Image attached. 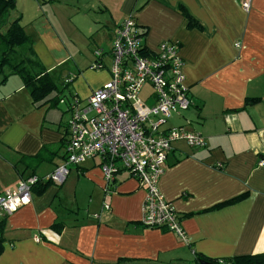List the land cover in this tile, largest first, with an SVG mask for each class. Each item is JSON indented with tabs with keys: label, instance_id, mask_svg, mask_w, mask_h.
<instances>
[{
	"label": "crops",
	"instance_id": "1",
	"mask_svg": "<svg viewBox=\"0 0 264 264\" xmlns=\"http://www.w3.org/2000/svg\"><path fill=\"white\" fill-rule=\"evenodd\" d=\"M130 16L147 50L179 44L191 106L167 127L199 133L206 143L173 142L158 184L186 240L143 227L138 182L121 173L106 192L98 161L88 160L61 186L32 191L29 204L0 221V264H198L199 256H264V0H15L6 23L20 19L33 58L56 86L60 81L59 92L69 90L34 103L18 77L9 74L0 84V193L21 178L43 179L63 162L68 103L109 80L108 62L88 70L93 51H108L114 30ZM60 98L65 103L58 105ZM247 99L260 101L245 105ZM42 151L44 161L31 160ZM55 223L59 232L51 229Z\"/></svg>",
	"mask_w": 264,
	"mask_h": 264
},
{
	"label": "built area",
	"instance_id": "2",
	"mask_svg": "<svg viewBox=\"0 0 264 264\" xmlns=\"http://www.w3.org/2000/svg\"><path fill=\"white\" fill-rule=\"evenodd\" d=\"M241 6L247 12L250 3L244 1ZM143 40L130 16L114 30L108 51H93L95 60L88 69L100 70L108 62L109 80L85 100L71 98L63 162L43 179L35 175L21 178L14 189L0 193V221L29 204L32 187L38 181L62 185L73 167L97 160L106 192L121 173L135 179L144 190V227L173 232L180 240H186L179 215L165 200L158 184L173 142L182 140L189 147H204L206 143L199 133L184 127H167L174 115L191 106L179 44L163 41L151 52ZM144 86L150 88L146 99H153L151 105L139 97ZM59 102L65 103V99ZM103 208L109 209L107 204Z\"/></svg>",
	"mask_w": 264,
	"mask_h": 264
},
{
	"label": "trees",
	"instance_id": "3",
	"mask_svg": "<svg viewBox=\"0 0 264 264\" xmlns=\"http://www.w3.org/2000/svg\"><path fill=\"white\" fill-rule=\"evenodd\" d=\"M14 9L15 0H0V30L6 27L3 32L0 31L1 82L3 83L9 74L19 75L22 78L23 86L29 92L32 101L38 103L45 100L52 92H54L56 90V85L43 70L41 65H39L33 58L32 46L34 43L24 32L23 27L20 25V19L17 18L8 24L6 23L7 15ZM185 16L188 19L187 26L189 28L195 27L196 25L193 20L190 19L187 14H185ZM32 68H35V73L30 71ZM47 100L48 99H46V101ZM259 101L260 99H247L245 105H251ZM43 155L44 151L31 158V160L35 163H40L45 160ZM50 185H52L50 181H38L32 187V191L42 194ZM244 197L245 195L243 194L230 202H237ZM51 229L59 232L61 230V225L55 223L51 226ZM3 231L4 222H0V254L3 250ZM196 259H202L212 264H264L263 255L238 256L224 260L222 263L217 260L207 259L200 256Z\"/></svg>",
	"mask_w": 264,
	"mask_h": 264
},
{
	"label": "rangeland",
	"instance_id": "4",
	"mask_svg": "<svg viewBox=\"0 0 264 264\" xmlns=\"http://www.w3.org/2000/svg\"><path fill=\"white\" fill-rule=\"evenodd\" d=\"M11 12H12V11H11ZM11 12H10V13H11ZM10 13H9V14H10ZM9 14H8L7 17H6V22H7V20L9 21ZM2 30H3V28H2L0 31L3 32ZM101 46H102L103 49H106V48L109 47V43H108V44H107V43L102 44ZM71 51L74 52V50H71ZM63 68H65L66 72H68V71H67V67H64V66H63ZM88 70H89V69H88ZM30 71H31L32 73H35V68H32ZM62 71H63V70H62ZM12 75H14V74H12ZM14 76L18 77L19 80H21V82H22V78H21L19 75H14ZM70 77H72V76H70ZM57 81H58V80H57ZM106 82H107V81H106ZM3 83H5V81H4ZM0 84H2L1 79H0ZM103 84H104V83H103ZM60 85H61V84H60V81L57 82L56 90L52 93L53 95H57V94L60 95V94L63 93V92H65V93L68 92V90H69V86H68V88H66V87L63 88V89L59 92L60 88H62ZM150 93H151V92H150V88H149L148 86H144L143 89H142L141 92H140V95H139L140 99L143 100V101L145 102V104H147V105H151V103H152V101H153L152 98H148V99H146V97H147ZM60 99H61V98H60ZM60 99H59V100H60ZM63 99H65V98H63ZM59 100H58V105H60V104H64V103H60ZM52 185H54V184L52 183ZM54 186H61V185H54Z\"/></svg>",
	"mask_w": 264,
	"mask_h": 264
},
{
	"label": "water",
	"instance_id": "5",
	"mask_svg": "<svg viewBox=\"0 0 264 264\" xmlns=\"http://www.w3.org/2000/svg\"><path fill=\"white\" fill-rule=\"evenodd\" d=\"M197 263H198V264H212V263H210V262H208V261H205V260H202V259H198V260H197Z\"/></svg>",
	"mask_w": 264,
	"mask_h": 264
}]
</instances>
